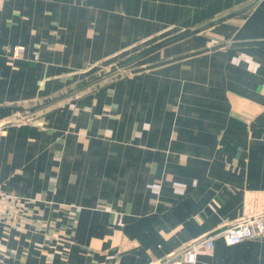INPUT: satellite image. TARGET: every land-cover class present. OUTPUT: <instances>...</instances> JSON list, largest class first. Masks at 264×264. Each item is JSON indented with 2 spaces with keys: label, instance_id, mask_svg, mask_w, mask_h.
<instances>
[{
  "label": "crops",
  "instance_id": "0c3cea01",
  "mask_svg": "<svg viewBox=\"0 0 264 264\" xmlns=\"http://www.w3.org/2000/svg\"><path fill=\"white\" fill-rule=\"evenodd\" d=\"M227 13L219 31L264 35V0H0V117L56 91L75 61L106 58L125 35ZM68 102L37 118L43 126L6 127L0 264H156L264 211V87L240 114L258 125L253 151L229 143V104L201 112L192 148L139 151L137 118L115 116L117 101ZM197 253L196 264H264V234L234 244L220 236Z\"/></svg>",
  "mask_w": 264,
  "mask_h": 264
},
{
  "label": "rangeland",
  "instance_id": "374dc122",
  "mask_svg": "<svg viewBox=\"0 0 264 264\" xmlns=\"http://www.w3.org/2000/svg\"><path fill=\"white\" fill-rule=\"evenodd\" d=\"M228 20L229 13L152 34L148 29L142 37L125 35L106 58L75 61L56 91L10 106V113L0 117V149L7 126H43L37 118L51 107L89 98L117 101L118 108L110 109L115 116L137 118L139 151H175L183 141L192 148L201 112L229 104V143L253 151L250 143L258 125L242 123L240 114L247 97L252 101L264 87V35L246 27L229 36L217 28ZM26 53L24 45L13 46L15 58ZM64 72L59 66V75ZM244 124L251 135L245 134ZM143 134L152 138L153 149H146Z\"/></svg>",
  "mask_w": 264,
  "mask_h": 264
},
{
  "label": "built area",
  "instance_id": "2783aa9c",
  "mask_svg": "<svg viewBox=\"0 0 264 264\" xmlns=\"http://www.w3.org/2000/svg\"><path fill=\"white\" fill-rule=\"evenodd\" d=\"M2 128H0L1 145ZM264 234V211L247 216L232 224L216 228L198 237L181 251L158 261L156 264H196L199 247L208 249L215 247L216 238L223 236L230 243H238L245 239H255Z\"/></svg>",
  "mask_w": 264,
  "mask_h": 264
}]
</instances>
